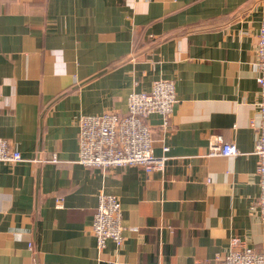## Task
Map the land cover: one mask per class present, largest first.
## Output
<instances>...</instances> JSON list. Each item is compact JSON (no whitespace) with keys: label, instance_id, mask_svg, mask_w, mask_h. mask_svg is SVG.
<instances>
[{"label":"crops","instance_id":"0c3cea01","mask_svg":"<svg viewBox=\"0 0 264 264\" xmlns=\"http://www.w3.org/2000/svg\"><path fill=\"white\" fill-rule=\"evenodd\" d=\"M263 16L264 0H0V138L24 158L0 162V264H210L234 238L264 253ZM159 79L178 99L167 124L148 119L165 169L81 165V118L125 114ZM216 139L239 155L210 156ZM101 194L121 200L125 238L103 250Z\"/></svg>","mask_w":264,"mask_h":264},{"label":"built area","instance_id":"2783aa9c","mask_svg":"<svg viewBox=\"0 0 264 264\" xmlns=\"http://www.w3.org/2000/svg\"><path fill=\"white\" fill-rule=\"evenodd\" d=\"M256 53L261 100L258 141L254 153L258 158L257 174L261 189L257 205L260 218L264 222V16ZM177 102L175 81L159 79L153 83L149 92L129 94L125 114L108 111L101 115L83 116L80 120L78 162L87 168L104 171L138 166L148 176L163 171L168 158L154 154L153 135L148 119L152 114H160L167 124ZM209 152L210 156L224 157L237 156L240 153L235 144L224 143L219 139L210 144ZM22 161V154L7 139L0 138V162L15 164ZM57 161L53 156L52 162ZM57 205L62 206L63 200H58ZM92 232L99 250H103L110 240L117 245L123 244L125 238L122 204L117 196H99ZM232 243L234 249L229 254L216 256L210 264H264V253H256L242 246L238 238H234Z\"/></svg>","mask_w":264,"mask_h":264}]
</instances>
